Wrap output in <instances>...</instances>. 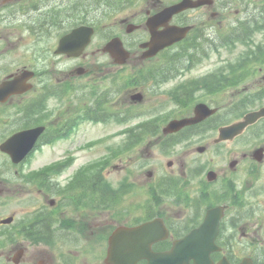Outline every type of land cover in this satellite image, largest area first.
Wrapping results in <instances>:
<instances>
[{
    "label": "flooded vegetation",
    "instance_id": "1",
    "mask_svg": "<svg viewBox=\"0 0 264 264\" xmlns=\"http://www.w3.org/2000/svg\"><path fill=\"white\" fill-rule=\"evenodd\" d=\"M89 1L84 0L80 8L76 0H0V143L36 125H44L46 132L68 134L75 126L70 122V108L82 102V115L89 117L88 98L98 95L102 115L150 118L120 131L127 134L126 142L116 144L120 154L131 145L156 147L170 155L178 134H162L164 122L158 125V119L189 116L197 102L216 109L213 116L198 123V132L217 135L220 126L230 123L226 122L229 117L236 120L257 111L260 117L232 140L243 139L242 148L234 152L240 156L219 168L198 161L186 169L187 160L177 157L152 165L141 179L149 192L141 206L131 202L137 189L132 181L108 190L102 174H96L103 168L69 165L72 158L33 169L29 175L14 169V180L0 176L3 204L18 203L0 217V264H108L112 229L106 232L113 222H106L107 207L117 209L115 219L120 226L162 218L168 237L154 242L152 250L166 251L202 222L208 208L221 204L225 209L213 240L216 247L209 254L212 264L221 259L230 264H264V0H214L211 5L174 14L168 24L190 25L186 38L147 60L138 58L129 73L123 72L125 65L107 64L105 71L115 74L109 79L92 76L95 72L86 62L85 50L78 58L56 53L61 36L75 27V13L89 25ZM176 1L125 0L130 3L117 14L121 28L130 24L132 29L123 37L130 54L142 53L140 43L150 37V30L166 27L150 26L147 18ZM93 27L95 34L98 30ZM219 28L225 29L226 38L217 44ZM133 34L142 39L135 36L130 42ZM220 49H226L221 61L192 74L202 58ZM144 61L148 64L138 67ZM93 65L95 70L104 68ZM78 67L83 68L81 73ZM187 71L189 77H179ZM172 79L177 83L166 94L178 110L175 114H169V100L159 97L160 85ZM134 92H141L142 100H134ZM49 100L56 106L52 116L43 118L37 108ZM59 106L70 108L65 111ZM38 141L42 143L43 138ZM30 158L13 164L5 157L6 166L23 167ZM188 172L198 176L195 186L190 185ZM18 179L19 183L10 182ZM146 262L140 259L136 264ZM189 263L194 264L193 259Z\"/></svg>",
    "mask_w": 264,
    "mask_h": 264
},
{
    "label": "rangeland",
    "instance_id": "2",
    "mask_svg": "<svg viewBox=\"0 0 264 264\" xmlns=\"http://www.w3.org/2000/svg\"><path fill=\"white\" fill-rule=\"evenodd\" d=\"M82 1L84 0H76ZM141 2V0H139ZM82 5V4H81ZM126 3L118 2V0H108L107 2L104 0H91L90 2V14L91 16L97 14L101 18L102 28L98 30L97 35H95L91 42V47L88 49L86 62L90 64V67L94 70V74L92 76L97 78L109 79L115 76L113 71H105L107 64L111 63V59L108 55L104 54L102 51L95 52L97 46L102 45L104 40L106 41L110 35L113 33H118V35L122 34L125 36V26L121 28L118 7L124 6ZM77 13H75V18H77ZM226 17L222 19L225 20ZM225 29L219 28L220 36L215 39V41L220 42L225 35H223ZM137 37L136 34H133V37H129V41H132V38ZM142 39V38H136ZM226 55V49H220L218 54H213L210 57H205L200 60L198 65H195L192 70L193 75H198V71L204 72V70L210 69L215 65V63L222 60V58ZM139 53H132L127 63L123 66V72L129 73L133 69V62L138 59ZM172 61V60H171ZM93 64H101L104 66L103 69L95 70V66ZM148 64V61H144L143 64H138V67H144ZM202 70V71H201ZM179 77H189V72L183 73ZM84 78V77H81ZM177 81L172 79L171 81H167L160 85L161 92L159 94L160 98H167L170 104L169 114H175L178 112L177 108L170 101L166 92L168 89L173 87ZM163 103H167L164 101ZM47 111L49 112L56 104L53 101H47ZM61 107V106H59ZM63 110L67 111L70 107L63 106L61 107ZM145 106H141L140 110L144 111ZM70 122L74 121L73 126L70 133L67 135L68 138H61L57 141L42 146L37 152L33 153L30 160L25 162L23 167H15V166H6L5 155L0 154V176H8L11 180L12 174L17 175L13 170H20L21 173H27L29 175L33 169H39L43 167H50L53 162L57 161H68L72 158V161L69 165L72 166H80L81 164L86 163V167H94V168H103L102 175L98 172L96 174L101 175L104 179L105 183L111 185L112 189L115 190L116 187L121 184H126L129 180L134 183L136 186L135 196L131 200L136 202L138 206L145 204V201L148 197L147 194V182L143 179L145 177L147 171L152 168V165L158 166L163 165L166 159H170L172 157H177L180 159H186L188 165L186 169L192 168L193 165H198V161L203 165H211L214 168L221 167V163H227L228 160H231L234 157H239L240 155H235V151H239L242 147L239 142L243 139H235L234 141H225L220 144H213V139L215 137V132L213 131H204L198 132L194 134H190L185 138L180 139L177 142V145L172 147L171 154L166 155L162 151L158 150L156 147L144 146L139 148L138 146H129L125 147L124 151L118 156V158H114L107 163L108 153L115 151L114 148L119 149L116 144L122 142H126L123 139L124 134L121 133L128 129V125L126 124L128 120L120 123L119 121L109 119L105 122H80L81 117H77L83 113V103H76L75 107L70 108ZM64 112L61 113L63 115ZM180 113V112H179ZM46 115V114H45ZM77 115V116H75ZM146 117L139 116L132 120L142 122ZM235 117H229L227 122H231ZM165 119V118H162ZM168 119V118H166ZM130 122V123H132ZM121 131V132H120ZM117 136V137H116ZM182 136L177 135V137ZM245 142V141H244ZM148 145V144H145ZM198 145H206V150L202 153L196 152V147ZM111 147L113 149H107V147ZM234 154V155H233ZM52 163V164H51ZM68 167L65 168L64 172L68 173L70 169ZM128 170L131 171L128 174ZM126 175L128 180L126 179ZM189 181H191L190 185L195 186L198 183V176L194 177L189 176ZM122 179V180H121ZM133 179V180H132ZM91 179L89 178V181ZM121 180V181H120ZM11 183H19L20 180L10 181ZM195 190V188H193ZM16 200H18L16 198ZM129 203V201H128ZM18 205L16 201H13L10 206L3 204V199L0 197V217H4ZM13 206V207H12ZM117 209L114 207H107L105 212L106 222L113 224L109 227L106 234H108L111 229L119 225V220H116Z\"/></svg>",
    "mask_w": 264,
    "mask_h": 264
},
{
    "label": "water",
    "instance_id": "3",
    "mask_svg": "<svg viewBox=\"0 0 264 264\" xmlns=\"http://www.w3.org/2000/svg\"><path fill=\"white\" fill-rule=\"evenodd\" d=\"M212 0H180L174 3L171 6L166 7L160 13L150 16L147 19V23L150 26H158L161 24H166L167 21L171 18V16L179 12L183 9L189 7H197L201 4L211 3ZM189 26H176V25H168L164 29L160 31H156L155 29L151 31V38L149 41L142 44L143 47H147V50L143 52V57H149L155 55L158 50L171 45L172 43L182 39L187 31ZM92 33V28L90 27H79L74 29L71 33L64 36L61 39L59 45V51H65L67 47V41L74 40L75 48L74 55H78L84 46L88 43L90 39V35ZM104 50L110 51V53L115 57L117 62H124L126 58L129 56V53L124 50L122 47V43L118 37L112 38L106 45L104 46ZM136 98H140V95H134ZM215 111L213 108H209L203 103H197L194 107V115L190 117H182V118H174L171 119L166 126L163 128L164 132H173L179 130L181 127L193 124L198 122V120L204 118L207 115L212 114ZM257 112H252L244 116L243 120L230 124L228 126H223L219 128V135L215 141H220L223 139H231L236 134L242 131V129L249 123L254 121L257 118ZM39 128L30 129L27 131H23L21 133L13 135L11 138L7 139L0 145V148L3 151H6L10 154L13 161L17 162L30 150L32 147L34 140L39 132ZM199 151L203 150V147L197 148ZM222 215V207H215L209 209L205 216L203 223L196 229H193L188 235H186L183 239H181L176 245L173 251L170 252L169 255L167 253L157 255L158 257L150 260L151 261H169V264H188L189 257L196 258L198 256V260H208V252L210 245L206 244L205 241L207 239H213L217 229L219 218ZM133 237H137L139 240L137 244H142V241L148 242V240L152 241L158 239L165 235V229L160 220L156 219L149 223L143 224L137 227L134 230ZM119 233H116L111 242L112 244L115 240L118 239ZM201 239V240H198ZM137 244L133 245V251L130 253V256L133 257L132 261H135L138 257L146 255L143 253V250L137 251ZM128 246H132V244H128ZM127 247V246H126ZM180 251L186 254L185 257H178L177 252ZM129 252V251H128ZM128 252H126L128 254ZM128 261V260H125ZM132 261L128 262V264H132ZM220 264H228L225 261H222Z\"/></svg>",
    "mask_w": 264,
    "mask_h": 264
}]
</instances>
